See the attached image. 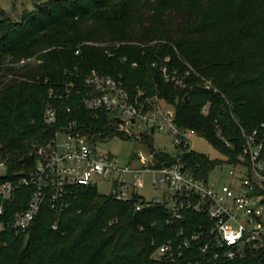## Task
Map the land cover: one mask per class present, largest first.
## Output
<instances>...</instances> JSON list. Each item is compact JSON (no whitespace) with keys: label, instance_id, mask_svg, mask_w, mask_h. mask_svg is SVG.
Listing matches in <instances>:
<instances>
[{"label":"trees","instance_id":"1","mask_svg":"<svg viewBox=\"0 0 264 264\" xmlns=\"http://www.w3.org/2000/svg\"><path fill=\"white\" fill-rule=\"evenodd\" d=\"M92 71L120 83L130 100L172 106L175 125L222 159L194 150L174 156L143 130L137 139L148 167L180 163L206 181L224 161L235 162L241 130L264 124V0H34L19 22L0 7V184L33 174L36 148L70 123L93 144L131 138L109 111L84 106ZM49 105L58 112L52 126L43 119ZM35 191L16 189L10 215L24 211ZM50 194L27 231L0 235V264H207L196 249L176 253L180 230L191 236L204 215L173 219L162 204L136 193L117 200L95 185L68 186L56 200ZM162 245L171 255L154 258ZM217 264H264V253Z\"/></svg>","mask_w":264,"mask_h":264},{"label":"built area","instance_id":"2","mask_svg":"<svg viewBox=\"0 0 264 264\" xmlns=\"http://www.w3.org/2000/svg\"><path fill=\"white\" fill-rule=\"evenodd\" d=\"M85 83L89 89L82 98L84 106L90 110L109 111L110 117L119 120L120 128L126 134L130 135L133 127L166 131L173 144L170 154L176 156L192 151L189 137L197 134L193 130L178 128L173 117L158 102L130 100L120 83L95 71L88 75ZM205 88L210 89L211 84L206 82ZM43 119L46 125L56 124L57 109L47 106ZM241 132L244 143L235 162L224 161L219 165L230 167L228 179L216 183L209 178L206 181L197 179L180 163L151 170L148 167L151 157L146 160L140 154L137 156L142 168L119 167L114 157L98 155L96 144L70 123L68 128L56 132L49 143L36 148L37 162L33 174L17 183L0 184V235L7 229L15 234L27 231L49 192L52 200H56L68 186H96V180L111 179L115 198L128 200L131 195L127 193L129 186L124 176L135 175L131 186L135 188L142 181L141 172L150 170L157 175L154 188L161 190L160 196L152 199V203L164 205L173 219H182L184 211H194L207 219L189 237L180 230L178 235L183 238L177 246L178 256L183 248L196 249L205 256L207 264H217L242 260L250 251L264 253V124L250 133ZM21 186H35L36 191L27 208L11 216L6 206L14 191ZM140 209L141 206H136V210ZM168 253L171 255L170 246L162 245L153 257L160 259Z\"/></svg>","mask_w":264,"mask_h":264},{"label":"rangeland","instance_id":"3","mask_svg":"<svg viewBox=\"0 0 264 264\" xmlns=\"http://www.w3.org/2000/svg\"><path fill=\"white\" fill-rule=\"evenodd\" d=\"M36 1V0H35ZM0 7L6 12L7 16L13 22H19L24 12H29L34 9V0H0ZM161 107L168 112L171 116L174 115V108L159 101ZM130 139L123 137H114L107 142L96 143V151L98 155L110 156L116 159L119 167H129L130 169H140L142 164L138 159L137 154L143 155L146 160H150L148 150L138 141L140 131L143 128L137 129L136 127L130 130ZM128 135V134H127ZM62 141V139H60ZM153 145L156 149L167 150L169 153L173 151V144L171 137L166 131H154L152 135ZM189 147L203 154H206L210 159L221 160L222 155L215 151L203 138L199 136L189 137ZM230 169L228 165L217 166L208 176L210 181L216 183H223L227 181V172ZM5 167L0 165V177L5 175ZM141 183L133 188L131 187L134 182L135 175L133 173L124 176L126 184L129 186L127 193L131 195L136 193L143 196L146 200L157 198L161 194L160 189H155L153 182L157 175L150 171L145 170L141 172ZM96 189L99 194L109 195L113 190L112 180H96Z\"/></svg>","mask_w":264,"mask_h":264}]
</instances>
